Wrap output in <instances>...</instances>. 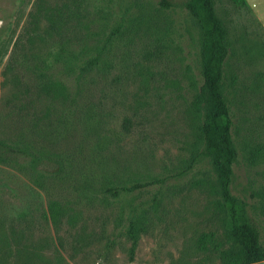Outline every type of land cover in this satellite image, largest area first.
I'll list each match as a JSON object with an SVG mask.
<instances>
[{
	"label": "rangeland",
	"instance_id": "obj_1",
	"mask_svg": "<svg viewBox=\"0 0 264 264\" xmlns=\"http://www.w3.org/2000/svg\"><path fill=\"white\" fill-rule=\"evenodd\" d=\"M36 1L63 2L67 25L31 27ZM188 1L0 0V264H237L203 155ZM211 4L228 43L230 190L260 218L264 250V0ZM51 40L84 65L99 52L83 73L63 58L47 72L60 103L29 70Z\"/></svg>",
	"mask_w": 264,
	"mask_h": 264
},
{
	"label": "trees",
	"instance_id": "obj_2",
	"mask_svg": "<svg viewBox=\"0 0 264 264\" xmlns=\"http://www.w3.org/2000/svg\"><path fill=\"white\" fill-rule=\"evenodd\" d=\"M38 2L36 1L33 8L36 12L33 16L35 18L33 23H31V27L33 25L36 26V21L40 17L46 19L51 31H56L61 29L62 25H67V17L63 14L65 13L63 11L65 10L63 2H54L50 5L41 4L40 7ZM187 8L191 15L192 24L200 31L201 36L199 56L203 84L198 94V104L209 108L201 132L204 147L203 155L208 158L210 163L218 202L228 219L230 235L238 249L237 264L262 262L264 261V250L260 243L262 239L259 230L260 218L254 212H250L247 208V203L235 198L230 190V164L235 158L236 150L231 139V123L228 121V112L223 95L224 61L228 51L226 34L214 17L211 0H189ZM45 36L48 37V33ZM39 40L46 41L45 39ZM20 41L21 38L19 36L15 42V49ZM50 48L52 50H50V53H46V56L41 52L33 53L30 56L29 59L37 64L32 63L29 70L35 82L33 88L38 89L37 92L46 99L54 103H60L65 97V87L52 77H48L47 72L52 69L54 63L57 64V61L63 58L75 67L82 65L79 70L83 73L88 66H93L96 63L99 52L84 65L79 63V57L76 53H73L65 46L58 45L51 40ZM48 57L51 62L46 63L44 59ZM14 149L11 148V152ZM17 150L20 155H24L23 157L34 158L33 155H29L24 149L18 148ZM31 158L30 161L34 164ZM106 192L112 193L113 196L117 195V191L112 189H108ZM126 226L130 236L135 239V233L132 231V218L127 222ZM118 236L120 235H117L115 239ZM115 239L110 241V246L114 245ZM132 251L133 249L131 253Z\"/></svg>",
	"mask_w": 264,
	"mask_h": 264
},
{
	"label": "water",
	"instance_id": "obj_3",
	"mask_svg": "<svg viewBox=\"0 0 264 264\" xmlns=\"http://www.w3.org/2000/svg\"><path fill=\"white\" fill-rule=\"evenodd\" d=\"M254 264H264V261H262V262H258V263H254Z\"/></svg>",
	"mask_w": 264,
	"mask_h": 264
}]
</instances>
